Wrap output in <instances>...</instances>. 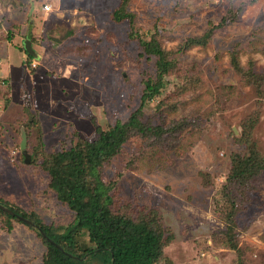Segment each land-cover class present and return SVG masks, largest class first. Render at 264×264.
<instances>
[{
    "label": "rangeland",
    "instance_id": "1",
    "mask_svg": "<svg viewBox=\"0 0 264 264\" xmlns=\"http://www.w3.org/2000/svg\"><path fill=\"white\" fill-rule=\"evenodd\" d=\"M0 4L19 56H11L15 83L0 81V199L68 226L75 214L49 188L44 161L128 121L144 82L159 77L157 58L128 21L114 19L121 0ZM129 11L135 31L158 39L172 64L141 112L146 127L165 134L131 132L102 169L112 210L159 218L173 238L161 264H264V173L254 190H225L236 155L254 144L264 158V0H130ZM27 39L36 69L21 63L17 47ZM46 252L36 231L0 214V264H44Z\"/></svg>",
    "mask_w": 264,
    "mask_h": 264
},
{
    "label": "trees",
    "instance_id": "2",
    "mask_svg": "<svg viewBox=\"0 0 264 264\" xmlns=\"http://www.w3.org/2000/svg\"><path fill=\"white\" fill-rule=\"evenodd\" d=\"M129 2L130 0H121L114 19L117 22L128 21L132 27L131 36L139 39L145 54L157 58L159 77L155 81L148 79L144 82L141 106L128 121L119 122L108 130H99L96 140L78 143L75 147L53 154L44 161L43 167L50 176L49 188L64 206L74 212V222L55 228L54 225L45 224L37 213H28L0 199V204L31 220L46 234L47 237H44L36 228L0 209V214L7 220L21 222L37 232L47 249L44 264H161L165 260V248L173 239L166 235L155 214L135 220L125 214L115 213L111 207V188L102 177L104 165L120 153L131 132L151 133L158 137L166 132L161 126L146 127L142 123L141 112L149 101L161 93L164 87L163 77L169 73L172 62L168 60V53L158 39H146L135 31V16L129 11ZM12 35L11 30L7 37L12 39ZM211 36V31L206 34L207 38ZM192 42L204 43L201 39ZM18 48L26 53L25 64L36 69L32 67L33 57L24 47ZM0 81L5 83L7 79ZM27 139L26 133L22 140L28 141ZM248 149L246 155L234 157L225 190L235 187H241L245 191L254 190L252 180L264 173V158L254 144H250ZM22 159L24 160L23 156ZM227 200L235 206L240 204L233 196ZM8 228L12 229L11 223H8ZM231 231L232 237H235L233 230L229 229L227 234ZM231 249L237 250V246L231 245Z\"/></svg>",
    "mask_w": 264,
    "mask_h": 264
},
{
    "label": "crops",
    "instance_id": "3",
    "mask_svg": "<svg viewBox=\"0 0 264 264\" xmlns=\"http://www.w3.org/2000/svg\"><path fill=\"white\" fill-rule=\"evenodd\" d=\"M2 7V4H0ZM3 11L0 10V17L2 15ZM1 20V19H0ZM13 31V28L8 27L7 23L0 24V80H10L12 81V85L15 83L16 78L18 76H15L13 73L12 65H11V56L15 55L13 46H15L14 39H9L7 35L10 33V31ZM18 48V47H17ZM19 49V48H18ZM17 58L19 56L15 55ZM22 58L23 64H25V57Z\"/></svg>",
    "mask_w": 264,
    "mask_h": 264
},
{
    "label": "water",
    "instance_id": "4",
    "mask_svg": "<svg viewBox=\"0 0 264 264\" xmlns=\"http://www.w3.org/2000/svg\"><path fill=\"white\" fill-rule=\"evenodd\" d=\"M24 48L26 50V52L32 56L33 58H38V55H37V52L34 50L33 48V45H32V41L30 39H27L25 42H24ZM21 151L23 153V156H24V161L26 164H29L31 162V155L28 153L27 151V141L26 140H23V142L21 143ZM0 209L8 212L9 214L11 215H14L15 217H17L19 220L23 221L24 223L36 228L44 237H47L45 233L42 232L41 229H38L37 225L35 223H33L31 220L29 219H26L20 215H17L16 213H14L13 211H11L10 209H8L7 207H5L4 205L0 204ZM51 240V239H49ZM52 241V240H51ZM59 248L61 250H63L62 247L59 246Z\"/></svg>",
    "mask_w": 264,
    "mask_h": 264
},
{
    "label": "built area",
    "instance_id": "5",
    "mask_svg": "<svg viewBox=\"0 0 264 264\" xmlns=\"http://www.w3.org/2000/svg\"><path fill=\"white\" fill-rule=\"evenodd\" d=\"M44 10H45L46 12H51V11H52V6L46 4V5L44 6ZM37 66H38V64H37L35 61L32 62V67H33V68H37Z\"/></svg>",
    "mask_w": 264,
    "mask_h": 264
}]
</instances>
